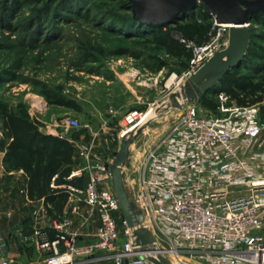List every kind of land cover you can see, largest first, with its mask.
<instances>
[{
	"label": "built area",
	"instance_id": "obj_1",
	"mask_svg": "<svg viewBox=\"0 0 264 264\" xmlns=\"http://www.w3.org/2000/svg\"><path fill=\"white\" fill-rule=\"evenodd\" d=\"M210 29L201 44L180 39L191 52L186 78L228 44L229 29L214 19ZM217 100V110L227 117L199 116L190 100L180 101L177 120L140 156L125 187L132 209L143 216L135 227L124 220L111 185L99 187L109 169L92 163L96 136L72 142L63 132L40 127L42 133L68 139L86 162L88 167L71 171L67 181L93 167L83 187L56 186L52 178V188L68 192L69 206L58 220H50L51 232L36 234L56 264H77V257L94 264L98 254L113 264H264V119L256 104L238 106L224 92ZM146 115L137 109L127 112L121 138L133 141L149 121ZM63 122L67 130L80 126L74 117ZM80 204L97 214L88 245H78L71 226ZM137 228L145 233H135ZM3 246L0 242V250ZM166 254L172 259L167 261ZM0 264L15 263L3 258Z\"/></svg>",
	"mask_w": 264,
	"mask_h": 264
},
{
	"label": "rangeland",
	"instance_id": "obj_2",
	"mask_svg": "<svg viewBox=\"0 0 264 264\" xmlns=\"http://www.w3.org/2000/svg\"><path fill=\"white\" fill-rule=\"evenodd\" d=\"M199 5L185 21H201ZM131 14L128 0H0V100L22 104L44 129L84 141L93 134L108 162L118 151L123 116L135 109L152 113L136 131L127 174L177 120L181 107L174 98L182 101L188 91L184 59L153 45ZM249 28L250 46L264 54V27ZM243 68L264 88L261 71ZM44 90L75 101L81 111L47 104ZM190 104L199 116H228L205 108L198 97ZM256 105L264 119V94ZM73 117L80 126L67 130L63 121Z\"/></svg>",
	"mask_w": 264,
	"mask_h": 264
},
{
	"label": "trees",
	"instance_id": "obj_3",
	"mask_svg": "<svg viewBox=\"0 0 264 264\" xmlns=\"http://www.w3.org/2000/svg\"><path fill=\"white\" fill-rule=\"evenodd\" d=\"M202 14L201 21L195 22L186 16L174 25L167 27L148 28L138 24L147 31L149 41L166 55L172 58L184 59V67H188L191 52L185 48L180 39L194 41L201 44L205 41L212 26V16L205 7L199 5ZM134 19L133 17H131ZM135 20V19H134ZM251 23L264 27V12L252 15ZM123 53V52H121ZM241 66L230 69L221 80L206 94L198 97V101L205 108L216 111L219 105L217 95L224 92L229 99L238 106H251L260 103L264 88L260 83L252 81L249 73L241 70L244 65L248 72L261 71L264 74V54L249 46ZM47 104L61 106L77 112L81 107L61 94L51 93L47 90L41 92ZM41 124L29 115L22 104L10 106L0 100V150L3 151L2 164L6 173L22 171L26 183V196L29 200H41L44 205L45 215L50 220H58L63 214V209L69 200V194L64 188H52V178L56 186L71 184L83 186L84 179L78 178L74 182L67 181L74 163V148L68 139L56 137L40 131ZM77 181V182H76Z\"/></svg>",
	"mask_w": 264,
	"mask_h": 264
},
{
	"label": "water",
	"instance_id": "obj_4",
	"mask_svg": "<svg viewBox=\"0 0 264 264\" xmlns=\"http://www.w3.org/2000/svg\"><path fill=\"white\" fill-rule=\"evenodd\" d=\"M131 15L141 26L148 28L174 25L200 3L217 24L232 25L228 30L227 46L205 65L186 79L187 99L206 94L230 69L240 66L250 46L252 15L264 12V0H128ZM174 103L181 107L174 98ZM132 138L125 136L119 143L109 168L111 189L116 196L123 218L130 227L142 220L140 212H134L126 194L122 167L126 166ZM135 233L143 234L137 228ZM148 241L152 236H147Z\"/></svg>",
	"mask_w": 264,
	"mask_h": 264
},
{
	"label": "crops",
	"instance_id": "obj_5",
	"mask_svg": "<svg viewBox=\"0 0 264 264\" xmlns=\"http://www.w3.org/2000/svg\"><path fill=\"white\" fill-rule=\"evenodd\" d=\"M66 136L70 137L69 135ZM70 139L72 142L82 140L73 139L72 137ZM121 140L120 134L119 143ZM134 141L135 139H133L128 148L130 153L125 168H129V170L132 154V150L130 149ZM100 146L103 148L101 144H98L96 157L92 163L97 164L99 167H108L109 169L112 160L108 162V153L104 155L106 151L102 152L103 150L102 148V151L100 150ZM74 152V163L71 166V170L74 171L77 168H81L79 166L81 162H83V168H86V162L79 158L75 147ZM3 156V151L0 150V242L4 243L3 249L0 250V261L3 258H7L15 264H56L57 262L54 257L50 255L48 250L41 246V238L36 234V232H51V227H49L50 219L45 215L43 201L29 200L27 198L26 179L22 171L6 173L2 164ZM92 168V166H89L88 169L82 172L81 176H77L71 181L74 182L78 178H83L85 185ZM122 169L124 185L126 187L128 186L132 171H129L130 173L127 174L124 168ZM107 185H111L109 176L101 180L99 187H105ZM68 206L69 202L66 203L64 209H67ZM79 211L80 214L72 217V230L77 233L78 245H88L93 241V234L97 226V214L96 212H90L83 204H80ZM89 260V258L85 257H77L76 259L77 264H87L90 262ZM92 260L94 264H113L110 257H104L101 254H98Z\"/></svg>",
	"mask_w": 264,
	"mask_h": 264
},
{
	"label": "bare ground",
	"instance_id": "obj_6",
	"mask_svg": "<svg viewBox=\"0 0 264 264\" xmlns=\"http://www.w3.org/2000/svg\"><path fill=\"white\" fill-rule=\"evenodd\" d=\"M222 25V27H224V28H227V29H230V27H232V25H229V24H221ZM184 93V92H183ZM177 100V102L179 103L181 100L180 99H176ZM154 113H155V111H154ZM153 117V115H152V113H150V114H147L146 115V120L147 119H150V118H152Z\"/></svg>",
	"mask_w": 264,
	"mask_h": 264
}]
</instances>
